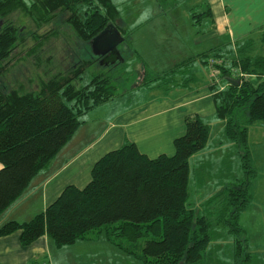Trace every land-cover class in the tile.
I'll use <instances>...</instances> for the list:
<instances>
[{
	"label": "trees",
	"instance_id": "trees-1",
	"mask_svg": "<svg viewBox=\"0 0 264 264\" xmlns=\"http://www.w3.org/2000/svg\"><path fill=\"white\" fill-rule=\"evenodd\" d=\"M14 4L28 12L35 7L68 12L69 24L88 44L118 12L111 0H0V14ZM203 14L212 18L208 7ZM12 27L6 24L0 30V74L4 71L2 63L15 47ZM126 40L124 36L123 42ZM234 45L240 48L238 54L228 59V64L214 65L224 87L221 89L215 80L207 87L216 106L215 116L224 121L226 140L238 148L242 170V175L215 197L221 199L216 221L224 223L233 235L234 260L247 264L251 252L239 218L250 201V183L256 174L248 129L255 122H264V56L243 53L242 44ZM221 48L218 45L200 52L164 73L143 67L139 85L195 84L191 68L198 62L208 65L210 55L224 57ZM86 67L81 63L66 73L55 74L42 81L38 90L0 89V215L71 138L84 122L82 115L112 98L117 88L114 77L101 72L83 81ZM179 72L186 75L183 82L174 79ZM184 121L185 131L174 138L172 154L149 157L134 143L126 142L94 163L86 185L66 186L29 220L6 221L0 226V236L20 231L22 245H29L47 235L60 247L77 240H98L104 234L121 251L137 256L144 264H200L211 238V221L188 202L189 158L207 145L210 124L197 114L186 115Z\"/></svg>",
	"mask_w": 264,
	"mask_h": 264
},
{
	"label": "rangeland",
	"instance_id": "rangeland-1",
	"mask_svg": "<svg viewBox=\"0 0 264 264\" xmlns=\"http://www.w3.org/2000/svg\"><path fill=\"white\" fill-rule=\"evenodd\" d=\"M111 1L118 12L110 23L116 25L118 29L120 28L119 25H121L122 35L128 37V40L118 46L124 61L115 65L114 63L107 65L99 63V60L91 53L89 44L82 40L69 24L68 12L60 10L46 11L42 7H35L28 12L27 8L14 4L5 14H0V30L8 24L13 26L12 28H14V34L16 35L15 47L7 60L2 63L4 71L0 74V89L38 90L42 81L55 74L66 73L73 66L77 67L81 63L87 65L83 81L88 80L93 74L101 72L114 77L113 81L117 84V88L112 98L110 97L104 102L97 103L93 109L82 115V119L86 120V123L74 134L75 139L77 134L87 126L108 127L110 121L114 118V111L127 107L129 102L126 95L129 93L134 92L136 94L131 99V103L142 99V96L145 97V95H142V91H138L140 88L146 87L145 84L139 85L143 67L156 73L167 72L174 65H180L185 60L183 52L187 48L198 49L197 43L193 44L194 41H192L194 34H199L198 32L204 34L206 30H213L214 21H211L212 18H202V11L208 3L207 0ZM155 8H158L161 13L153 16ZM199 12L200 16L197 15ZM193 13L196 15L191 18ZM132 19L136 21L133 22ZM192 23L195 26L193 29L190 25ZM140 24H147V31L143 36L141 35L143 31L138 33V30H136ZM261 30H264V27L260 28V30L254 28L249 38H238V40L231 42L225 37L217 39L225 56H222V58L210 55L207 58V61H209L208 65L196 63V68H191V71H189V73L196 76L195 84H201L202 82L207 84L211 80H215L222 85L219 86L222 89L224 83H220L219 72L214 65L228 64L230 62L228 59L238 54L240 48H237V45L234 44L240 45L243 43L241 52L246 53L249 50L252 56H258L259 52L264 51L262 47L257 45L259 33H256V31L261 32ZM132 35L141 36L142 43L139 48L130 39ZM247 39L249 41L246 43ZM133 40L136 41L135 38ZM206 44L208 45V42ZM205 45L201 43V48ZM227 49L230 52H227ZM185 53H187L185 56L190 55V52ZM190 57L193 56L190 55ZM211 60L219 61L220 63L211 64ZM212 71L215 72L214 76ZM237 73L243 78H248V75L240 70H237ZM185 76V74L179 72V74L174 75V79L176 82H183ZM153 84L160 85L162 88L166 86L158 82H153L147 86H152ZM177 86L180 85L171 87ZM97 111L98 114L96 113ZM230 149L233 150L238 158L240 157L237 146L231 145ZM227 157H229V152ZM192 171L193 168L189 174L188 187L190 196L188 202L191 207L195 208L196 212L206 214L211 221L209 228L211 238L200 264H238L233 258V235L226 231V228L222 225L224 223L216 221V213L221 206V199H214L210 203L204 202L205 197H202L201 200H196L195 180ZM207 189V186L204 185L205 192H208ZM25 192H23L24 195L21 198L17 199V205L15 204L13 208L7 209L8 215L16 212L18 216L15 217H22L19 209L25 205V203H21ZM16 208L18 209L17 211ZM3 214L4 212L0 215V221ZM23 217H27L25 218L26 220L30 219L28 216ZM252 233L254 235L248 249L254 252L256 251L257 236L255 230ZM89 234L90 236L93 235L92 232ZM49 240L51 242L50 252L40 255L36 264H144L137 256L121 251L117 245L106 239L104 234H100L98 240H77L73 244L60 247L56 246L51 238ZM256 249L257 251L254 252L256 258L250 259L247 264H264V247L256 246ZM239 264L245 263L240 261Z\"/></svg>",
	"mask_w": 264,
	"mask_h": 264
},
{
	"label": "crops",
	"instance_id": "crops-1",
	"mask_svg": "<svg viewBox=\"0 0 264 264\" xmlns=\"http://www.w3.org/2000/svg\"><path fill=\"white\" fill-rule=\"evenodd\" d=\"M207 1L205 8L208 7L211 11V21H214L213 30L206 28L204 34L200 32L194 34L192 41L193 44L197 43L198 49L187 48L183 52L184 59L220 45L217 40L219 38L225 37L230 42L238 38H249L254 28L260 30L264 27V0ZM160 13L158 8H155V14L152 15ZM192 17L194 16L191 15ZM206 17L207 14L202 15V18ZM132 21L136 20L132 19ZM146 25L140 24L136 28L138 33L143 31L142 36L147 31ZM190 25L192 29L195 27L194 23ZM256 33H259L257 45L264 50V30ZM134 38L136 41L133 40ZM130 39L136 47L141 46L140 35H132ZM248 41L249 39L246 43ZM201 43L206 44V47H202L204 49L201 48ZM185 52H190V55L185 56L187 54ZM259 53L262 55L264 51ZM198 80L200 81L199 77ZM138 91H142L145 97L142 96V99L131 103V99L136 94L132 92L126 95L129 102L127 107L114 111V118L108 127L87 126L75 139L74 134L86 123L84 120L64 146L30 180L24 190L25 196L21 199V203H25L19 209L22 217H15L18 216L16 212L7 214V209L13 208L18 201L16 200L3 211L0 226L9 220L22 222L27 218L23 216L31 218L43 211L68 185L83 187L90 180L94 163L105 153L126 142L134 143L141 153L149 157L172 154L173 140L184 133V119L190 114H197L210 124L207 145L189 158V171L191 172L193 168L196 200L205 197L204 202L210 203L228 184L242 175L239 158L230 149L233 144L224 136V121L215 116L216 106L206 83L180 85L174 88L166 86L162 88L153 84ZM96 113L98 114V111ZM248 144L251 163L256 174L250 183V201L242 211L239 221L246 231L248 247L252 243L254 235L252 232L255 230L257 251L256 246L264 247V122H255L249 127ZM228 152L229 157H227ZM204 185L207 186L208 192L204 191ZM23 195L24 193L19 198ZM49 239L47 235H42L29 245H22L20 231L0 236V264H36L40 255L50 252ZM250 252L253 260L256 254L251 250Z\"/></svg>",
	"mask_w": 264,
	"mask_h": 264
},
{
	"label": "water",
	"instance_id": "water-1",
	"mask_svg": "<svg viewBox=\"0 0 264 264\" xmlns=\"http://www.w3.org/2000/svg\"><path fill=\"white\" fill-rule=\"evenodd\" d=\"M123 41L124 36L121 31L113 23H108L90 39L89 46L93 56H102L99 63L107 65L123 60L118 49Z\"/></svg>",
	"mask_w": 264,
	"mask_h": 264
},
{
	"label": "built area",
	"instance_id": "built-area-1",
	"mask_svg": "<svg viewBox=\"0 0 264 264\" xmlns=\"http://www.w3.org/2000/svg\"><path fill=\"white\" fill-rule=\"evenodd\" d=\"M210 62H211V64L220 63L219 61H214V60H211ZM212 74H213V76H214L215 72L212 71Z\"/></svg>",
	"mask_w": 264,
	"mask_h": 264
},
{
	"label": "flooded vegetation",
	"instance_id": "flooded-vegetation-1",
	"mask_svg": "<svg viewBox=\"0 0 264 264\" xmlns=\"http://www.w3.org/2000/svg\"><path fill=\"white\" fill-rule=\"evenodd\" d=\"M94 57H96L98 60H100L102 58V56H94Z\"/></svg>",
	"mask_w": 264,
	"mask_h": 264
}]
</instances>
